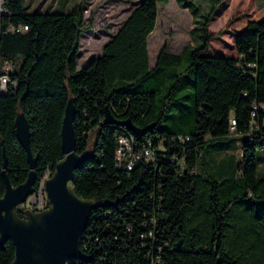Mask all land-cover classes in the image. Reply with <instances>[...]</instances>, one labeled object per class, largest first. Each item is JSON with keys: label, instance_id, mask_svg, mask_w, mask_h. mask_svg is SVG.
Segmentation results:
<instances>
[{"label": "trees", "instance_id": "1", "mask_svg": "<svg viewBox=\"0 0 264 264\" xmlns=\"http://www.w3.org/2000/svg\"><path fill=\"white\" fill-rule=\"evenodd\" d=\"M176 1L201 24L198 47L174 54L165 45L151 67L149 36L170 0H142L81 69L85 0L63 12L6 2L0 57L15 62L17 87L0 94V195L5 155L13 185L29 174L18 114L30 122L37 191L64 156L62 121L72 101L76 150L86 155L76 192L118 201L93 213L82 241L86 259L73 264H264V7L249 0L228 51L209 30L222 0L201 17L192 0ZM12 25L28 30L12 32ZM107 109L140 134L106 124ZM130 134L136 150L154 153L132 169L116 159L118 138ZM24 210L18 207L21 216ZM14 255L12 240L0 245V264Z\"/></svg>", "mask_w": 264, "mask_h": 264}, {"label": "water", "instance_id": "2", "mask_svg": "<svg viewBox=\"0 0 264 264\" xmlns=\"http://www.w3.org/2000/svg\"><path fill=\"white\" fill-rule=\"evenodd\" d=\"M106 124L126 126L133 134L140 130L130 119H116L109 109ZM16 137L27 154L29 174L19 185H13L7 172L5 155L2 177L5 191L0 195V245L12 240L14 259L10 264H73L86 259L82 250L84 233L93 213L101 206L116 202H98L80 197L75 189L76 171L83 165L86 155L76 150V109L72 101L66 106L62 121L61 139L64 156L54 171L45 179L47 206L25 209L21 216L18 207L26 204L35 192L38 156L31 146L30 122L24 113L15 120Z\"/></svg>", "mask_w": 264, "mask_h": 264}, {"label": "rangeland", "instance_id": "3", "mask_svg": "<svg viewBox=\"0 0 264 264\" xmlns=\"http://www.w3.org/2000/svg\"><path fill=\"white\" fill-rule=\"evenodd\" d=\"M65 2L61 5V2ZM142 0H85L84 16L85 23L90 27L83 32L78 55V69L90 64L93 60L102 55L103 47L110 41L130 13ZM83 0H29L27 2L30 10L41 8L42 10L57 9L63 12L70 9L75 3H82ZM192 6L200 9L201 14L210 10L212 0H192ZM249 0H222L212 17L209 26L210 33L215 37V44L228 51L233 49V34L236 27V17L246 11ZM255 8L264 7V0H255ZM204 6L202 8L201 6ZM193 13L194 10L192 11ZM187 8H182L176 0H170L166 6H159V14L155 30L149 36L151 48L150 63L154 67L161 49L167 45L168 51L174 54L187 53L190 49L201 44L199 30L201 26L194 22V14ZM247 12V11H246ZM263 152H260L262 154ZM50 175L47 173L46 177ZM25 209H32L29 205H21Z\"/></svg>", "mask_w": 264, "mask_h": 264}, {"label": "built area", "instance_id": "4", "mask_svg": "<svg viewBox=\"0 0 264 264\" xmlns=\"http://www.w3.org/2000/svg\"><path fill=\"white\" fill-rule=\"evenodd\" d=\"M29 0H27L28 2ZM7 0H0V24L5 16L8 15V9L6 6ZM28 5V4H27ZM28 10L30 7L28 6ZM33 11H45L41 8L35 9ZM12 32H25L28 30L27 25H12L9 29ZM16 64L14 61L3 59L0 57V94L7 93L10 89L17 87V81L12 78V75L16 72ZM154 156L152 150L147 147H141L136 150V142L133 136L122 135L118 138V148L116 150V159L119 165L127 161L128 169H132L138 160H151ZM27 205L36 207L37 209H42L47 206V197L45 192V180L42 185L34 192V194L28 199ZM25 205V204H23Z\"/></svg>", "mask_w": 264, "mask_h": 264}]
</instances>
